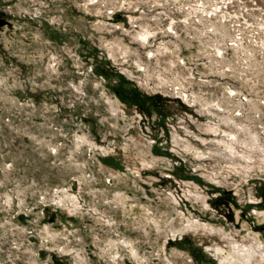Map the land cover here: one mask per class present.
Wrapping results in <instances>:
<instances>
[{
	"label": "rangeland",
	"instance_id": "obj_1",
	"mask_svg": "<svg viewBox=\"0 0 264 264\" xmlns=\"http://www.w3.org/2000/svg\"><path fill=\"white\" fill-rule=\"evenodd\" d=\"M260 246L264 0H0V264Z\"/></svg>",
	"mask_w": 264,
	"mask_h": 264
},
{
	"label": "bare ground",
	"instance_id": "obj_2",
	"mask_svg": "<svg viewBox=\"0 0 264 264\" xmlns=\"http://www.w3.org/2000/svg\"><path fill=\"white\" fill-rule=\"evenodd\" d=\"M218 9L219 8H217V10L215 11L216 12V14H217V12H218ZM225 17V16H224ZM173 29V28H172ZM149 36H150V32L149 31H147L146 33H143V34H141V36H140V39L143 41V42H148V39H149ZM187 98H188V96H187ZM257 246V245H256ZM256 248V247H255ZM254 248V249H255ZM253 249V248H252ZM259 250H254V251H252V254H251V256H246V255H239V256H233V254H232V257H231V259L233 260V262L234 263H232V264H264V248L263 247H261L260 246V248H258ZM241 250V249H240ZM247 250V249H246ZM247 251H250V250H247ZM238 252V251H237ZM243 252V251H242ZM241 253V252H240ZM238 255V254H237ZM258 255L260 256L259 258H257L258 257ZM259 259H261V260H259ZM231 263V262H230Z\"/></svg>",
	"mask_w": 264,
	"mask_h": 264
},
{
	"label": "flooded vegetation",
	"instance_id": "obj_3",
	"mask_svg": "<svg viewBox=\"0 0 264 264\" xmlns=\"http://www.w3.org/2000/svg\"><path fill=\"white\" fill-rule=\"evenodd\" d=\"M146 32H147V31H146ZM146 32H145V33H146ZM151 35H152V34H151V32H150V36H149V39H150ZM149 39H148V41H149ZM186 97H187V95H186Z\"/></svg>",
	"mask_w": 264,
	"mask_h": 264
}]
</instances>
